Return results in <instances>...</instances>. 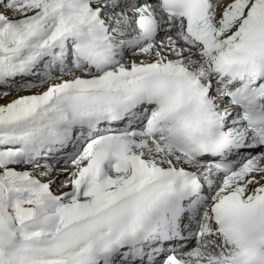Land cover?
Here are the masks:
<instances>
[{
    "label": "snow or ice",
    "instance_id": "6c2138e0",
    "mask_svg": "<svg viewBox=\"0 0 264 264\" xmlns=\"http://www.w3.org/2000/svg\"><path fill=\"white\" fill-rule=\"evenodd\" d=\"M0 264H264V0H0Z\"/></svg>",
    "mask_w": 264,
    "mask_h": 264
},
{
    "label": "bare ground",
    "instance_id": "6f19581e",
    "mask_svg": "<svg viewBox=\"0 0 264 264\" xmlns=\"http://www.w3.org/2000/svg\"><path fill=\"white\" fill-rule=\"evenodd\" d=\"M14 95H16V93H15V92H13V93H12V96H14ZM10 98H11V97H10Z\"/></svg>",
    "mask_w": 264,
    "mask_h": 264
}]
</instances>
